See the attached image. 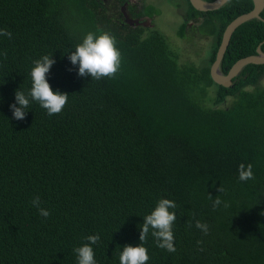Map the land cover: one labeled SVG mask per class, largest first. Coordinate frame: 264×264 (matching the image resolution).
Listing matches in <instances>:
<instances>
[{"label": "trees", "instance_id": "16d2710c", "mask_svg": "<svg viewBox=\"0 0 264 264\" xmlns=\"http://www.w3.org/2000/svg\"><path fill=\"white\" fill-rule=\"evenodd\" d=\"M107 6L0 0V29L13 34L0 36V264H78L74 249L97 233L96 264H120L124 246L141 244L140 226L161 199L177 204L176 252L157 247L150 229L147 264H264V64L247 65L231 87L211 75L225 29L252 0L191 8L187 22L204 17L192 31L213 41L203 62L184 59L159 30L131 27ZM89 32L116 38L115 78L81 77L69 60ZM187 33L183 24L179 37ZM260 44L264 51V21L240 25L221 70ZM44 55L56 61L47 75L52 90L68 102L49 116L30 99L18 121L15 93L28 95L33 62ZM241 163L253 165L254 180H239ZM209 195L230 206L214 209ZM36 196L48 218L32 206ZM196 220L209 225L208 235Z\"/></svg>", "mask_w": 264, "mask_h": 264}, {"label": "clouds", "instance_id": "9594fccd", "mask_svg": "<svg viewBox=\"0 0 264 264\" xmlns=\"http://www.w3.org/2000/svg\"><path fill=\"white\" fill-rule=\"evenodd\" d=\"M0 36L12 39L13 34L7 28H3L0 29ZM116 44V38L107 32H103L100 35L89 32L82 43L75 47V50L71 52L68 58L72 65L79 66L78 72L81 77L91 76L93 80L97 81L103 78H115L121 64V53ZM2 55L5 59L7 58L6 51ZM33 63L34 67L31 70L32 86L28 95L26 96L24 92L18 90L15 93L16 103L10 106L13 112V118L18 121L26 118V109L29 107L30 99L31 101L38 102L43 109L47 110L49 116L61 113L68 102L69 95L66 93L62 94L58 91L54 92L47 80L50 69L56 63L52 56L44 55ZM238 172V178L242 182L255 179L253 165L251 163L247 164V166L241 163ZM219 191L221 193L224 192L223 186L219 188ZM209 199L213 200L214 209L219 208L222 204L225 208L230 206L227 202L222 201L219 196L213 199L209 195ZM31 204L38 209L40 216L48 218L51 215L49 210L41 207V199L39 196L34 197ZM176 208L177 204L172 200H159L155 209L151 214L144 217V223L140 226L141 244L135 247L130 245L124 246L123 251L119 255L120 264H147L150 257L147 248L143 244L146 241L150 229L152 230L151 235L155 238L157 247L169 253L176 252L172 229L177 216L175 211H170V209L174 210ZM193 218H195V214H193ZM188 226H192L191 221H188ZM195 227L201 230L205 236L209 234L210 227L207 223L196 220ZM100 239L99 233L89 235L86 237L88 243L74 249L78 264H96L93 247L91 245L98 244ZM198 244H203V241H198Z\"/></svg>", "mask_w": 264, "mask_h": 264}, {"label": "water", "instance_id": "95a60500", "mask_svg": "<svg viewBox=\"0 0 264 264\" xmlns=\"http://www.w3.org/2000/svg\"><path fill=\"white\" fill-rule=\"evenodd\" d=\"M230 0H190L191 4L196 10L202 12H210L218 10L224 7ZM253 10L246 14L240 15L235 18L225 29L221 44L216 54V59L211 66V75L215 82L231 87L234 84V79L242 72V70L250 64H264V52L261 48L258 49L257 55H250L243 57L235 62L228 73H224L221 70V65L225 57L226 51L230 44L233 33L243 23L251 20L254 17H258L264 10V0H253ZM124 8V7H123ZM126 23L129 25L139 24L138 21L131 18L129 14L124 13Z\"/></svg>", "mask_w": 264, "mask_h": 264}, {"label": "rangeland", "instance_id": "374dc122", "mask_svg": "<svg viewBox=\"0 0 264 264\" xmlns=\"http://www.w3.org/2000/svg\"><path fill=\"white\" fill-rule=\"evenodd\" d=\"M145 3L150 5L152 12H156L157 20L154 23L156 28L168 38L172 48L177 51L181 50L184 59L201 60V62L208 59L213 41L199 37L195 31L189 32L191 28L185 36L187 39L180 40L177 38L183 18L176 10V5L173 2L170 0H145ZM148 9L149 6H147ZM194 24L195 28L198 24L195 22ZM262 85H264V80Z\"/></svg>", "mask_w": 264, "mask_h": 264}, {"label": "flooded vegetation", "instance_id": "af4514ba", "mask_svg": "<svg viewBox=\"0 0 264 264\" xmlns=\"http://www.w3.org/2000/svg\"><path fill=\"white\" fill-rule=\"evenodd\" d=\"M134 1L135 0H104V2L107 3V5H108L107 7H113V9H115V10L120 9V11L123 13V18H124L125 24H127V23L125 20L124 13H127L130 15L131 18H133L139 22V24L135 23L134 25H130L131 27L139 28V29H145V30L146 29L147 30L157 29L155 24H154L157 20V16L155 15L156 12L155 11L152 12L150 5H147L145 3V0H136L135 2ZM170 1L176 5V10L179 12L180 15H182V18H183L182 21L183 22L180 25V27H182L183 24H186L187 32L189 31V28H191V30L189 32H192V28L194 27V25H196V24H194V22L198 24L200 21H203L204 17L198 15V16H195V17L189 19L187 22V17L189 16V13L191 12V8L193 7L190 0H170ZM231 1H233V0H230L229 2H227V4L230 3ZM236 1L240 2L241 0H236ZM252 2H253V0H252ZM147 6H149V10L152 13H149L146 11ZM251 11H249V12H251ZM199 12H202V11H199ZM131 13L135 14V16H133ZM246 13H248V12H246ZM246 13H244V14H246ZM241 15H243V14H241ZM253 19H258L260 21H264V10L260 13V15L258 17H254L251 20H253ZM177 38L180 40H183L182 38L179 37V31L177 34ZM262 44H263V42H262ZM262 44H260L257 47V51H256L257 53H258V49L261 48ZM261 50L263 51L262 48H261ZM257 53L255 55H257Z\"/></svg>", "mask_w": 264, "mask_h": 264}]
</instances>
